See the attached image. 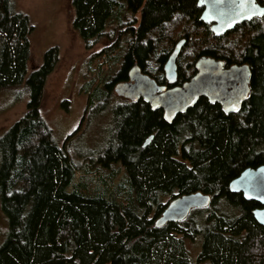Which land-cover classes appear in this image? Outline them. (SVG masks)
<instances>
[{
  "label": "trees",
  "instance_id": "trees-1",
  "mask_svg": "<svg viewBox=\"0 0 264 264\" xmlns=\"http://www.w3.org/2000/svg\"><path fill=\"white\" fill-rule=\"evenodd\" d=\"M70 3L71 27L88 48L113 28L130 36L120 68L105 86L106 101L134 65L148 75L153 56L159 74L152 78L167 85L162 69L170 52H156L172 36L186 40L191 69L177 85L206 56L226 66L247 64L249 97L235 114L200 99L171 124L142 99L118 98L107 145L94 155L76 151L74 159V138L59 144L40 114L55 50L28 72L30 19L15 0H0V93L29 97L23 116L0 137V212L7 223L0 264H264V228L252 216L258 205L228 189L242 171L264 165V23L255 19L215 36L199 20L195 0ZM110 50L107 58L115 60ZM92 98L90 93L87 121ZM112 164L126 174L113 190L91 169ZM195 192L209 195L210 204L181 222L155 226L171 200ZM197 238L201 248L193 261L185 240Z\"/></svg>",
  "mask_w": 264,
  "mask_h": 264
},
{
  "label": "rangeland",
  "instance_id": "rangeland-1",
  "mask_svg": "<svg viewBox=\"0 0 264 264\" xmlns=\"http://www.w3.org/2000/svg\"><path fill=\"white\" fill-rule=\"evenodd\" d=\"M15 1L17 8L29 17L32 26L29 36L31 53L28 72L42 66L47 52L55 50L41 98V116L52 129L59 144H64L71 136L74 138V146L71 149L74 159L78 158L76 151L79 153L85 150L87 155H94L104 149L109 139L112 127L111 107L118 103V97L113 91L112 97L106 101L105 86L118 72L130 36L124 33V29V35L120 36L121 29L113 28L112 32L108 30L110 35L88 48L71 27L74 11L70 0ZM136 19H139V15ZM127 24L128 21H124V25ZM181 39L172 36L171 41L165 42L157 49L156 55L160 51L171 53L176 42ZM185 48L186 44L183 49ZM183 49L178 58L179 74L180 77L186 78L191 69L189 63L185 62ZM106 50L112 51L110 56L115 57V60H108ZM146 70L150 77L158 76L156 56L148 60ZM90 93L93 97L96 96L92 98L95 109L90 121H87ZM28 98L27 93L19 97L14 92L0 93V137L23 116ZM91 169L103 175L112 190L125 182V170L119 164L109 165L107 169ZM81 178L82 175L77 173L75 182H79ZM6 230V219L0 212V243L4 240ZM185 247L194 261L201 248V239L185 240Z\"/></svg>",
  "mask_w": 264,
  "mask_h": 264
},
{
  "label": "water",
  "instance_id": "water-1",
  "mask_svg": "<svg viewBox=\"0 0 264 264\" xmlns=\"http://www.w3.org/2000/svg\"><path fill=\"white\" fill-rule=\"evenodd\" d=\"M197 5L204 8L200 21L210 25L215 36L226 34L243 22L264 17V7L256 4V0H198ZM185 44V39L176 42L163 65L164 77L169 85L175 84L177 80L176 63ZM194 69V74L181 86L166 88L134 65L128 72V80L115 84L113 91L118 98L130 102L142 99L152 110H160L167 124L194 107L200 99L218 104L226 114L240 111L250 92L251 71L247 64L225 66L222 60L203 56L196 60ZM234 106L238 110H234ZM151 139L152 136L144 146ZM228 189L231 193H240L245 201L261 207L253 210L252 216L264 228V165L245 169L229 183ZM210 201V196L201 192L177 197L166 205L155 220V226L181 222L191 210L205 208Z\"/></svg>",
  "mask_w": 264,
  "mask_h": 264
},
{
  "label": "flooded vegetation",
  "instance_id": "flooded-vegetation-1",
  "mask_svg": "<svg viewBox=\"0 0 264 264\" xmlns=\"http://www.w3.org/2000/svg\"><path fill=\"white\" fill-rule=\"evenodd\" d=\"M197 2H198V0H195V4H196V7L198 8V13H199V20H200V16H201V14H202V12L204 11V8L203 7H198V5H197ZM256 4H258L259 6H261V7H264V1H260V0H256ZM255 19H258V20H261L263 23H264V17H261V18H254V19H252V20H255ZM252 20H250V21H252ZM246 22H249V21H246ZM246 22H243V23H241V24H239V25H242V24H244V23H246ZM209 26V28H210V25H208ZM238 26V25H237ZM236 27V26H235ZM181 54V53H180ZM180 56V55H179ZM179 58V57H178ZM164 65V64H163ZM176 65H177V80L179 79V76H180V74H179V66H178V59H177V63H176ZM226 66V65H225ZM163 70V69H162ZM194 72H195V70H194ZM164 74V73H163ZM194 74V73H193ZM192 74V75H193ZM191 75V76H192ZM177 80H176V82H175V84H173V85H169L168 83H167V85H161V86H166V88H171L172 86H181V85H177ZM187 81V80H186ZM167 82V81H166ZM239 112V111H238ZM258 205V204H257ZM258 208H261L259 205H258V207L257 208H255V209H258ZM254 209V210H255Z\"/></svg>",
  "mask_w": 264,
  "mask_h": 264
},
{
  "label": "snow or ice",
  "instance_id": "snow-or-ice-1",
  "mask_svg": "<svg viewBox=\"0 0 264 264\" xmlns=\"http://www.w3.org/2000/svg\"><path fill=\"white\" fill-rule=\"evenodd\" d=\"M236 103H238V100L236 101ZM234 110H238V109H235V106H234Z\"/></svg>",
  "mask_w": 264,
  "mask_h": 264
}]
</instances>
